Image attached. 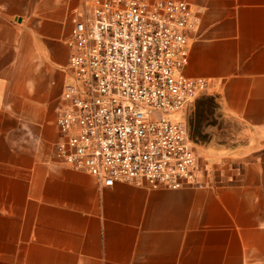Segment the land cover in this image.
I'll return each mask as SVG.
<instances>
[{"label":"crops","instance_id":"1","mask_svg":"<svg viewBox=\"0 0 264 264\" xmlns=\"http://www.w3.org/2000/svg\"><path fill=\"white\" fill-rule=\"evenodd\" d=\"M80 1L0 0V264H264V0H182L183 72L218 121L195 142L204 187L175 190L99 186L53 158Z\"/></svg>","mask_w":264,"mask_h":264},{"label":"built area","instance_id":"2","mask_svg":"<svg viewBox=\"0 0 264 264\" xmlns=\"http://www.w3.org/2000/svg\"><path fill=\"white\" fill-rule=\"evenodd\" d=\"M70 23L55 161L99 186L204 187L186 112L207 83L183 72L195 12L182 0H81Z\"/></svg>","mask_w":264,"mask_h":264},{"label":"rangeland","instance_id":"3","mask_svg":"<svg viewBox=\"0 0 264 264\" xmlns=\"http://www.w3.org/2000/svg\"><path fill=\"white\" fill-rule=\"evenodd\" d=\"M217 121L218 114L216 112L215 99L209 94L201 93L187 108L186 122L189 136L195 142L203 143L207 141V134L203 133V131L207 124H216ZM226 129V125L223 122L218 123L217 131L220 132V135H225Z\"/></svg>","mask_w":264,"mask_h":264}]
</instances>
